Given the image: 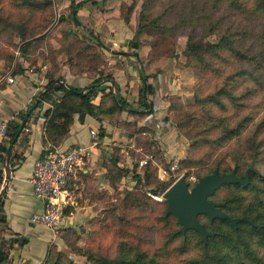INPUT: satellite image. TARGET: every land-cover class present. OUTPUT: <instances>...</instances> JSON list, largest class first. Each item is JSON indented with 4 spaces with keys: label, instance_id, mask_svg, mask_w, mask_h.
<instances>
[{
    "label": "rangeland",
    "instance_id": "374dc122",
    "mask_svg": "<svg viewBox=\"0 0 264 264\" xmlns=\"http://www.w3.org/2000/svg\"><path fill=\"white\" fill-rule=\"evenodd\" d=\"M69 4L70 0H50L49 5L37 7L24 0H0V75L21 68L27 60L20 48L21 32L25 38L47 32L46 42L57 45L58 26H64L66 19L80 38L96 45L71 19ZM130 4L139 7L138 16L142 10L144 31L138 49L148 46L149 58H173L179 80L175 79L173 92L162 94L149 77L154 92L148 96L153 99L156 94L157 117L150 119L152 128L141 124L150 131L136 132L137 120L148 113L135 117L134 123L128 121L127 130L135 135L108 153L109 162L104 164L108 188L97 192L94 210L82 224L59 227L57 240L49 245L47 264H139L141 259L188 264L199 258L202 252L195 232L190 231L186 239L172 235L178 224L173 216L163 214V193L179 176L185 175L191 186L217 165L222 170L237 164L242 173L253 163L257 173L252 174L249 190L223 185L214 198H229L240 206L239 197H244L243 202L257 201L264 212V0H121L122 10ZM78 18L82 22L83 15ZM223 34L234 40L242 57L232 56L229 49L192 55L186 48L189 39L215 43ZM46 42L37 44L43 46L31 55L34 62ZM224 81L229 93L221 97L223 103L203 102ZM254 89L258 90L255 96ZM220 114L241 120V133L221 135V126L215 124ZM147 155L146 163L140 165L139 159ZM154 189L156 195L151 193ZM209 225L224 231L229 228L221 221ZM253 248L264 259V247Z\"/></svg>",
    "mask_w": 264,
    "mask_h": 264
},
{
    "label": "crops",
    "instance_id": "0c3cea01",
    "mask_svg": "<svg viewBox=\"0 0 264 264\" xmlns=\"http://www.w3.org/2000/svg\"><path fill=\"white\" fill-rule=\"evenodd\" d=\"M139 7L136 5L129 13L127 19L122 14L121 0H86L83 7L78 9L77 18L83 15L79 25L87 32V36L94 40L102 54L103 63L100 68L103 75H111L118 83V91L124 99L134 106L138 100L141 86V68L146 74H156L151 79L160 93L173 92L176 89L175 79H178L180 70L175 60L171 57H148L149 48L143 46L131 53L128 48V39L138 24ZM91 26L87 29V26ZM98 34V39L89 35ZM117 41L116 46L112 45ZM35 63L26 59L21 64V70L6 71L0 75V121L18 120V114L24 112L29 105L35 102L37 93L48 80L47 72L54 76H62L66 83L76 86L87 84L98 73L92 74L85 67L82 71H74L67 60V54L60 52L51 61L44 57H38ZM52 63V65H51ZM32 64V65H31ZM36 67V68H35ZM12 75L13 81H7L6 77ZM108 83V81H107ZM108 91V88L105 89ZM60 92L52 93L54 100H59ZM102 92L99 91L94 103H99ZM156 97V94H155ZM155 97L154 106L155 104ZM42 106H35L25 126L13 145L12 151L19 155L12 158L11 176L3 196V215L5 222H0V240H8L13 233L27 236L28 241L22 245L14 243L7 258L0 264H46L45 258L52 240H57L59 227L67 225L78 226L94 210L95 195L98 191L107 189L109 179L106 175V165L109 160V152L113 146H121L125 141H130L128 130L121 121H132L136 113L130 108L123 109L117 119H111L100 115V120L106 128V135L99 138L97 143H91L90 129H97L100 122L88 113H84L83 119L80 113L74 114L73 122L63 140L57 144L60 147H68L77 143L92 144L84 162L79 166L75 175L70 178L68 189L67 215L59 225L57 232L43 224H36L29 220L33 212L42 210L41 201L35 197L32 186L28 182L34 160L41 156L50 143L45 142V125L43 111L52 106L51 100H43ZM160 105V104H159ZM133 109V107H132ZM139 110V109H138ZM157 117L154 108L152 113L142 120H137V126L149 125L151 117ZM147 131H143L145 133ZM3 139V138H2ZM1 139V141H2ZM124 148H120L122 151ZM0 151V155H1ZM0 170L3 171V160L0 159ZM4 178V175H3ZM3 182V180H2ZM0 183V188L2 186ZM1 196V197H2ZM69 211V215H68Z\"/></svg>",
    "mask_w": 264,
    "mask_h": 264
},
{
    "label": "trees",
    "instance_id": "16d2710c",
    "mask_svg": "<svg viewBox=\"0 0 264 264\" xmlns=\"http://www.w3.org/2000/svg\"><path fill=\"white\" fill-rule=\"evenodd\" d=\"M24 1H28V3H30L31 5L33 4L37 7L46 6L50 4V0H47L44 3L37 2L35 0ZM84 1L86 0H70L69 15L76 24H79V20L77 18L78 9L83 5ZM124 8L126 7H123V9ZM132 8L133 5L130 4L129 6H127L125 11L122 10V14L125 19L128 18ZM141 18L142 10H140L138 16L137 27L133 31L132 36L127 41L129 48L132 49L131 53H135V50L142 43V33L144 30ZM62 21L65 24L64 26H58L59 33L57 34L59 35V38L57 40V45H53L51 42H46L48 40L47 32L41 33L38 36L31 38H28L30 36L25 38L27 35H23L24 32H21V38H23V42L20 45L22 54L26 56L29 62L35 63L34 58H32L31 55H33V53L37 50L39 46H43L37 44L41 41H44L46 42V44L44 45L45 48L44 50L39 51V54L40 56L44 57L45 60L54 59V57H56L58 53L65 52L67 54V60L71 64V67L74 71L80 72L86 67L90 73L98 74L93 77L87 84H83L82 86H76L73 84L66 83L64 78L60 75L54 76L53 73L47 72L48 80L43 86V88L37 93V96L41 93V97L36 104V106H42L43 100L52 101V106L46 107L43 111L45 125V142H49L50 146L59 144L63 140L64 136L68 133L70 125L73 122L75 113H88L100 122L97 127L98 138H102L106 135V128L100 121L102 119L100 115L107 116L111 119L116 120L120 112L128 107H131L130 110L136 113V117H140L147 113H152L154 109V102L153 99H151L148 95L154 92V87L152 82L149 81V77L154 76L155 74H146L141 68L140 77L142 82L139 88L138 100L134 106H131L119 93L118 83L116 82L114 77L111 75H103L102 69L100 68L103 63V57L97 46L95 44H91L87 40L80 38L78 34L75 33L74 30L71 28V21H66V19ZM89 35L93 36V38L98 39L99 41L98 34H93L92 30L89 31ZM228 36L229 35L227 34L221 35L218 42L215 43L201 41L195 42L192 41V39H189L186 43V48L192 55H200L201 51H206L214 54L216 53V51H219L218 49H229L230 54L232 56L242 57L244 55L243 52H241L240 48L235 45V43L233 42L234 40H232ZM261 41L262 44H264V29L261 34ZM249 59H253V57L249 56ZM16 70H21V68H18ZM111 82L113 83V85L111 84ZM225 85H227L226 81H224L214 92H212L211 94H207L203 98V102H210L212 104H222L223 102L221 100V97L229 93V89L225 88ZM106 88H108V91H105ZM57 91L60 92L58 101L54 100L52 97V93ZM99 91L102 92V96L100 102L96 104L93 102V99ZM257 91V89H254L253 96L257 95ZM262 94L264 95V91L262 92ZM30 106L31 105H29L24 112H20L18 114V120H8L6 133L3 136L2 141H0V151L2 153L0 155L1 160L4 159L8 144H12L13 147V145L17 142V138L25 126L24 124L23 128L19 130L20 122L25 116ZM31 113L32 110L28 113L26 121L30 117ZM132 121L134 123L135 120ZM121 122L125 124V126H128L129 124V122L125 120ZM215 124L221 126V135L226 134V137H234L241 133V120H230V118H226L224 114H220L218 116V120L215 122ZM126 128L128 129V127ZM136 128L138 129L136 130V132L141 134H143V131H150L148 127L144 126H137ZM128 132H130L129 134L134 137L135 132H131L129 130ZM254 139H256V136L252 135V137H250V140H252L251 142H254ZM151 143L152 141L150 140V144ZM117 150L118 148L116 147L114 153H116ZM45 151L46 149L44 150V152ZM44 152L42 153V155L44 154ZM15 155L19 154L14 153L11 149V154L9 158L10 167L12 165V158ZM114 158H116V156H114ZM113 162L114 167L116 165L117 160L114 159ZM234 166L236 167V174L243 178L244 171L247 167L244 168L242 173H238L239 166L237 164H235ZM214 168H217L219 172H228L231 170V168L220 170L218 165ZM213 169L200 176L212 172ZM110 171H112L111 168ZM253 173H257V170H249V182L246 186H242L239 182L223 183L209 197L216 201L224 202L221 208L226 211L229 215L241 216L243 214H246L253 220L255 224H251L250 222L243 220L237 222L236 226H234L227 219L214 218L213 220H210L205 214H199V221L204 222L207 229L215 232L213 236L208 237L207 243L205 245L203 244L200 234L196 230L187 229L184 234L178 231L180 224L178 223L176 217L173 214H165V203L163 213L164 216H173L178 224V227L173 230L172 235H179L183 239H186L188 237L189 232L192 231L195 232L199 237L198 241L201 246L202 255L199 258L190 259L188 264H264V259H262V256L257 253L258 248H253L254 246L258 245L264 247V212L261 211V206L259 205V203L257 201L243 202L245 198L239 197L241 199V205L239 206L235 203H232L229 198H214V195L216 194L218 189L223 185L231 187L236 186L239 187L241 190H249L252 187ZM3 175V171L0 170V183L3 180ZM160 186L163 187L164 183ZM157 191L158 190L154 189L151 193L156 195L158 193ZM2 210L3 196L0 198V213L2 212ZM67 210L68 208L66 207L65 212H67ZM204 219H206L207 221H205ZM212 221L226 222L229 228L225 231L219 228H214L209 225V223ZM0 222H5V218L3 215H0ZM27 241V236L19 235L16 232L13 233V235L9 237L8 240L1 239L0 263L7 258L10 249L14 246V243L22 245ZM211 245H213L214 247H212L210 250ZM88 255L92 258H95L93 254ZM139 264L160 263L154 260H150L148 262L143 261L141 259Z\"/></svg>",
    "mask_w": 264,
    "mask_h": 264
},
{
    "label": "water",
    "instance_id": "95a60500",
    "mask_svg": "<svg viewBox=\"0 0 264 264\" xmlns=\"http://www.w3.org/2000/svg\"><path fill=\"white\" fill-rule=\"evenodd\" d=\"M135 54L137 53L135 52ZM111 84L113 85L112 82ZM40 97L41 93L21 120L19 130L23 128L28 113L35 108ZM83 117L84 113L81 112L79 118L83 119ZM11 149L12 144H8L3 159L4 178L0 188V198L6 191L11 176L9 164ZM249 170H257V168L253 163L249 164L242 178L236 174L235 166L228 172H219L217 168H214L212 172L200 176L191 186L185 175L179 176L163 193V199L166 203L165 214L171 213L176 217L180 224L179 232L184 234L187 229L196 230L200 234L204 245L207 243L208 237L213 236L215 232L207 229L205 223L199 221V214H205L210 220L214 218L227 219L234 226H236L237 222L243 220L255 224L246 214L241 216L229 215L221 208L224 202L216 201L209 197L223 183L239 182L242 186H246L249 182Z\"/></svg>",
    "mask_w": 264,
    "mask_h": 264
},
{
    "label": "built area",
    "instance_id": "2783aa9c",
    "mask_svg": "<svg viewBox=\"0 0 264 264\" xmlns=\"http://www.w3.org/2000/svg\"><path fill=\"white\" fill-rule=\"evenodd\" d=\"M117 41L112 45L116 46ZM7 81H13V76L6 77ZM8 120L0 121V141L6 133ZM91 143L99 141L97 129L91 128ZM77 143L68 147L53 145L46 148L43 155L34 160L28 182L32 186L33 193L42 203V210L33 212L29 220L36 224H43L56 233L59 225L67 215L65 208L69 203L67 185L84 162L92 144ZM149 155L140 158V165L146 163ZM69 215V211H68Z\"/></svg>",
    "mask_w": 264,
    "mask_h": 264
}]
</instances>
